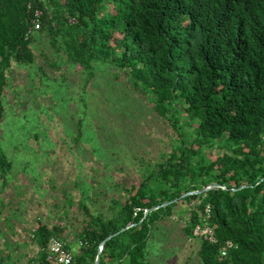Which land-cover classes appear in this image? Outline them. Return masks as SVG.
I'll list each match as a JSON object with an SVG mask.
<instances>
[{
	"label": "trees",
	"instance_id": "16d2710c",
	"mask_svg": "<svg viewBox=\"0 0 264 264\" xmlns=\"http://www.w3.org/2000/svg\"><path fill=\"white\" fill-rule=\"evenodd\" d=\"M36 19L42 27L30 32ZM17 70L26 83L15 88ZM21 87L50 121L47 150L66 153L73 168L59 190L64 203L51 211L61 213L60 222L48 224L42 210L38 226L20 235L16 219L26 211L15 198L3 204L15 241L0 244V264H43L50 239L73 230L80 244L72 264H96L98 257L100 264H170L177 251V264H264V0H0V172L6 175H16L15 162L28 165L48 154L39 126L30 130L27 118L3 134L9 110L24 105ZM96 87L105 104L94 109ZM42 92L59 113L80 96L81 117L42 110ZM15 93L14 103L9 94ZM138 98L152 114L143 103L134 112ZM155 117L170 132L169 152L149 140L157 131L148 136L137 127L148 128ZM98 132L107 141L102 147ZM214 147L219 154L210 159L205 149ZM157 149L159 160L152 159ZM101 162L114 176L108 187L98 178ZM26 167L28 175L41 173ZM215 183L228 189L189 193ZM198 226L210 227L215 240L195 234Z\"/></svg>",
	"mask_w": 264,
	"mask_h": 264
},
{
	"label": "rangeland",
	"instance_id": "374dc122",
	"mask_svg": "<svg viewBox=\"0 0 264 264\" xmlns=\"http://www.w3.org/2000/svg\"><path fill=\"white\" fill-rule=\"evenodd\" d=\"M42 11V10H41ZM72 21H74V19H72ZM103 68H105L104 66H102ZM25 72L26 70L23 69ZM78 70H82L81 67L77 68L76 71ZM110 70H113L112 68H105V72H108ZM52 71V70H50ZM27 73V72H26ZM22 75V71L17 70V73L15 74V77L13 78V83L12 85L15 86V88H18L20 86H23L26 82H24L21 78ZM77 89V88H76ZM78 92L79 94L83 92L82 87L79 86L78 87ZM101 87H96L93 90V95H92V108H102L104 106V101L103 98L101 96ZM27 94L25 93V89L24 87H21V97H18V95H16V93L13 94H9L10 100H14V103L16 102V98L18 97L19 99H23L24 101V105L20 106V109L14 107V109L9 110V114H10V119L9 121H7V124H10V127L5 129L3 131L4 136H10L14 130V124L15 121L19 118H27V122H30L29 125H27V127L30 130H34L36 128H32L31 125L35 124L37 126H39V130H40V145H41V149L42 151H47V156L46 159H42L40 161H34L31 162L27 165L26 162H20L17 161L15 162L16 166H15V170H16V175L15 173H12L11 175H6V174H2L0 172V210L2 211V213H0V244L4 242V239L7 237H10L12 241H15V239L12 236H8V231L11 227V223L10 225H7L6 222V217L10 216V208L5 209V207H3V204L5 203L6 205L12 204L14 202L15 199H17L20 204H22L26 216L25 217H19V219L17 218L16 221L18 224V233L21 235V233L23 231H25L24 229L27 230H31L34 227H37V223H35V219L42 217L43 216V211L46 212V214H48L47 219L49 220L48 224H53V221L56 222H60V215L61 213H59L58 215H54L51 213V211H53L54 208V204L55 203H59L60 206H62V204L64 203L63 199H62V194L59 192V190L64 188V182H66L67 176L70 173L71 169L73 168V166L71 165L70 161L72 159H67L65 158L64 154L66 153H62V152H57V153H52L51 151H48L47 148H51V145L48 143V141L45 139V135L47 133V127H50V121H48L47 116L40 112L37 108V106H35L34 104H32V102L27 101ZM50 96V94H46L44 92L40 93L38 95V97L40 98V103L41 104V108L42 110L49 112L50 115L52 116H56L57 117V113H59L57 111L58 106H54L56 104L54 103H48L47 100H44L45 97ZM53 99V98H52ZM141 103L144 104L145 107V112L148 114L149 112H151L150 114H152V107L151 105L145 100V99H141L138 98L137 99V108L134 107V112L136 111H143V107L141 106ZM72 104V105H71ZM71 105V106H70ZM70 106V107H69ZM50 107V108H49ZM67 109L63 110L62 112H60L58 115H66L67 113H69V111L71 110V112H74L75 115L77 116L76 118L79 119L81 117V112L80 110L83 109L82 108V104H81V100H80V96H76V98L72 101H70L67 104ZM15 109H18V114L17 115H13V111H15ZM50 109H54L52 111H50ZM133 112V113H134ZM74 113H71V115H74ZM44 118H46V121H44ZM157 119L155 120H149L148 122V128H143V123L140 124L137 127L141 130L143 129L148 136L152 133L150 132H154L157 131V135L152 137V139L149 137V140L151 142H161V147L158 149H161L164 152H169L171 150L170 146H169V135L170 132L167 131L164 127V124L160 121V119L158 117H155ZM76 119V120H77ZM18 121V125H24V123L22 122V120H17ZM24 121V120H23ZM88 121V120H87ZM46 122V123H45ZM160 126H163L160 127ZM115 128L118 130V136H122L124 129L120 126H115ZM80 131L84 132V136L85 138L88 135V127H84L82 128ZM142 131V130H141ZM143 131V132H144ZM60 135H63V131L62 129L59 130ZM42 133V134H41ZM100 133L102 134V132H98L97 133V139L98 142L100 144V147H102L103 145L107 144V141L105 139H103V135L100 136ZM141 133V132H140ZM18 134L20 136H22L24 134V131H19ZM52 138H58L54 132H50ZM175 141H177L178 138L174 137ZM120 140L122 141L121 137ZM133 139H129L128 141H131ZM88 144H90V139L87 138ZM51 142V141H50ZM66 142H61V145H59L60 147L58 148L59 151H63V149H65L64 144ZM88 144L85 143V145L88 147ZM122 145H124V140L122 141ZM137 145V144H136ZM134 145V146H136ZM133 146V145H132ZM131 147H125L126 151L124 150V152H131L130 150L132 149ZM25 148H27L25 146ZM157 151L155 152L154 157H152V159H156L159 160L161 159V157L159 156V152ZM217 148H207L205 149V155L208 156L210 159H215L216 156L219 154V151H215ZM55 150V149H53ZM24 153L22 155H28V150H23ZM147 153H150L147 149H146ZM52 154H54L55 157L52 156ZM78 156H83L82 153H78ZM29 158V157H26ZM93 159H96V156L93 155ZM76 160V159H74ZM194 164H197V160L194 159L193 160ZM41 164L42 168H39L38 165ZM43 165H47V167L43 168ZM139 166V164H137ZM29 166L26 171H35V169L39 170L41 173L37 174V173H33L31 175H28L25 173V167ZM95 167H97V165L95 164L94 166V170L91 171V173L93 174L94 171L96 170ZM115 167V166H114ZM27 168V167H26ZM78 171H81L82 169L77 166L76 168ZM109 169V168H108ZM105 166H104V162H101L100 164V169L98 168V178L99 180L105 182V185L108 187L109 183L114 181V176L111 173V171H109ZM111 169H113V166H111ZM140 173V172H139ZM16 179H15V177ZM39 176H41V179L39 178ZM6 181V182H5ZM38 181V182H37ZM5 182V183H4ZM69 182L66 184V187L69 186ZM70 189H73L72 184L70 185ZM19 189L21 191V193L23 191H25L26 193L23 194L22 199H19V195L18 193H20V191H17L16 194L12 193L11 191L13 189ZM11 198V199H10ZM13 198V199H12ZM15 198V199H14ZM62 200V201H61ZM188 207L185 205H182L180 207V213L181 215H184L187 213ZM7 212V213H6ZM188 218V215H187ZM187 218L183 219L182 223L186 224L187 222ZM40 219V218H39ZM175 219V218H174ZM53 220V221H52ZM199 226L197 227V232L199 233H207V234H211L210 229L206 228L203 229V231L205 232H200ZM73 233H75L73 235ZM197 233V234H199ZM66 233L64 234L63 240L68 244L71 245L72 244V250L73 252L77 253L78 252V244L79 243V237H78V231L73 230L70 232L69 236L66 237ZM180 252H176L170 259H169V263L170 264H177L176 262V258L180 257Z\"/></svg>",
	"mask_w": 264,
	"mask_h": 264
},
{
	"label": "built area",
	"instance_id": "2783aa9c",
	"mask_svg": "<svg viewBox=\"0 0 264 264\" xmlns=\"http://www.w3.org/2000/svg\"><path fill=\"white\" fill-rule=\"evenodd\" d=\"M41 13L42 11H37L36 16L39 17ZM33 24L34 28H32L30 32L32 30L40 29L42 25L39 19H36ZM209 229L211 231V234H205L209 239L215 240L213 230L211 228ZM228 244L229 246H234L232 242H228ZM226 250V247L222 250V254L224 256L227 255ZM45 251L47 253V259L42 262L43 264H72L75 259V253L73 252L72 248H70V246L60 237H52Z\"/></svg>",
	"mask_w": 264,
	"mask_h": 264
},
{
	"label": "clouds",
	"instance_id": "9594fccd",
	"mask_svg": "<svg viewBox=\"0 0 264 264\" xmlns=\"http://www.w3.org/2000/svg\"><path fill=\"white\" fill-rule=\"evenodd\" d=\"M31 6V5H30ZM37 11H41V9H37ZM37 11H36V14H37ZM43 14V10H42V13L40 14V16L39 17H41V15ZM37 17V16H36ZM38 17V18H39ZM34 23V22H33ZM42 24V23H41ZM34 27V26H33ZM41 27H42V25H41ZM41 29V28H40ZM31 30V29H30ZM213 185H217V187H213ZM204 188H209V189H206L205 191H208V190H211V189H216V188H222V189H228L226 186H224V185H220V184H217V183H215V184H210V185H207V186H205ZM203 188V189H204ZM243 188V187H242ZM202 189V190H203ZM202 190H200V191H202ZM233 190H236V189H233ZM200 191H192V192H199L200 193ZM205 191H202V192H205ZM152 210V209H151ZM148 211H150V210H146V214L148 213ZM199 228H201V226H199ZM206 228H210V227H206ZM206 228H204V229H206ZM200 232H203V229L201 228L200 229ZM195 234H197V228H196V230H195ZM199 234H205V233H199ZM199 234H197V235H199ZM208 238V237H207ZM62 240H63V238H62ZM229 242H231V241H229ZM72 244L73 243H71V245H69L70 246V248H72L71 246H72ZM104 245L103 244H101V247H99L100 248V251H103V247ZM75 253V252H74Z\"/></svg>",
	"mask_w": 264,
	"mask_h": 264
},
{
	"label": "water",
	"instance_id": "95a60500",
	"mask_svg": "<svg viewBox=\"0 0 264 264\" xmlns=\"http://www.w3.org/2000/svg\"><path fill=\"white\" fill-rule=\"evenodd\" d=\"M213 187H217V185H213ZM206 189H209V188H204L202 191H205ZM202 191H200V192H202ZM189 193H190V194H196V193H199V192H189ZM189 193H187V195H188ZM170 203H171V202H166V203L164 204V206L169 205ZM158 208H159V207H155V208H153L152 210H156V209H158ZM112 237H113V235H111L108 239H111ZM106 241H107V240H105L102 244L104 245ZM100 252H102V251H100ZM96 264H100V257H98Z\"/></svg>",
	"mask_w": 264,
	"mask_h": 264
}]
</instances>
